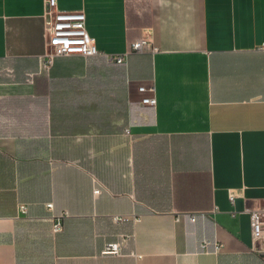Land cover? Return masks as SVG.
Returning a JSON list of instances; mask_svg holds the SVG:
<instances>
[{"label":"crops","instance_id":"0c3cea01","mask_svg":"<svg viewBox=\"0 0 264 264\" xmlns=\"http://www.w3.org/2000/svg\"><path fill=\"white\" fill-rule=\"evenodd\" d=\"M52 8L83 10L99 49L128 55L44 69L47 0H0V264H264V0Z\"/></svg>","mask_w":264,"mask_h":264},{"label":"built area","instance_id":"2783aa9c","mask_svg":"<svg viewBox=\"0 0 264 264\" xmlns=\"http://www.w3.org/2000/svg\"><path fill=\"white\" fill-rule=\"evenodd\" d=\"M47 14L48 23L46 25V44L45 51L42 55V67L49 69L55 57L80 54L83 56H104L109 62L123 63L126 61L127 53L123 54H110L99 49L96 40L92 37L87 30V16L83 10H60L52 8L56 6V0H47ZM148 46V41L144 38L135 40L131 45L132 51H141ZM158 48L153 46L152 50L156 51ZM141 91H146L147 87L140 86ZM155 91V87L149 88ZM144 104L156 105V96H146L142 99ZM100 190L95 189L97 194ZM234 200V196H230ZM47 208L52 211L53 203H47ZM19 211L21 213L27 212V205L25 203L19 204ZM213 212H203L201 214H209ZM190 220L195 221L198 214L197 212L187 213ZM126 215H113L116 222H121L129 219ZM138 220L139 218H134ZM179 219V216H177ZM250 222L252 235L255 240L264 238V204L257 208L250 210ZM62 230V223L57 219L54 223V231L59 232ZM214 250L222 248V243L218 239L204 237L200 240L201 250L207 251L211 247ZM104 253L120 254L121 248L119 242L109 243L103 250Z\"/></svg>","mask_w":264,"mask_h":264}]
</instances>
